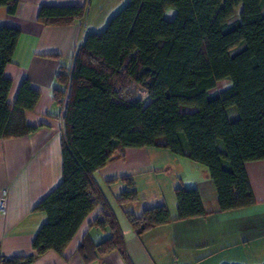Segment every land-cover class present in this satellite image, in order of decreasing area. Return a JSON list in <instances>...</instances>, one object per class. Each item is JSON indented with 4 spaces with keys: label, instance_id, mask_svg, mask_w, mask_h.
Listing matches in <instances>:
<instances>
[{
    "label": "trees",
    "instance_id": "trees-1",
    "mask_svg": "<svg viewBox=\"0 0 264 264\" xmlns=\"http://www.w3.org/2000/svg\"><path fill=\"white\" fill-rule=\"evenodd\" d=\"M17 5L0 0L9 15ZM206 8L212 15L203 25ZM85 13V5H43L36 21L68 26ZM19 36L0 26V139L37 129L25 113L34 110L38 89L24 79L8 102L11 81L4 69ZM55 79L61 85L51 93L61 113L60 182L34 208L46 216L32 241L34 255L6 258V264H31L47 251L61 254L95 208L99 217L92 225L108 232L95 245L97 254L117 251L130 264L120 226L94 180L123 149L164 148L204 167L221 212L255 203L245 164L264 160V0H128L101 32L85 35ZM223 80L227 86L217 89ZM230 107L237 116L228 118ZM123 181L130 189L118 203L136 201L131 181ZM174 196L176 220L205 215L195 188L178 187ZM127 220L138 236L169 223L170 215L160 205Z\"/></svg>",
    "mask_w": 264,
    "mask_h": 264
},
{
    "label": "crops",
    "instance_id": "crops-1",
    "mask_svg": "<svg viewBox=\"0 0 264 264\" xmlns=\"http://www.w3.org/2000/svg\"><path fill=\"white\" fill-rule=\"evenodd\" d=\"M16 13L0 7V26L19 30L12 61L4 69L11 81L8 102L13 103L25 79L40 96L26 122L36 131L29 136L0 139V255L10 259L34 255L32 241L46 221L36 205L60 182V108L52 89L60 88L55 76L69 66L83 42L82 21L68 26H42L36 21L40 6H83L91 0H17ZM56 56L57 58L51 57ZM255 203L221 212L207 170L164 148L123 149L94 173L124 237L130 264H264V160L245 164ZM137 200L119 204L130 188ZM178 187L198 191L203 217L178 221L174 191ZM164 205L170 222L135 235L127 215ZM95 208L82 222L61 254L47 251L31 264H126L117 251L97 254L95 245L108 236L94 227ZM82 244L85 246L82 247ZM83 252V254H82ZM87 260H86V259Z\"/></svg>",
    "mask_w": 264,
    "mask_h": 264
},
{
    "label": "rangeland",
    "instance_id": "rangeland-1",
    "mask_svg": "<svg viewBox=\"0 0 264 264\" xmlns=\"http://www.w3.org/2000/svg\"><path fill=\"white\" fill-rule=\"evenodd\" d=\"M128 0H91V3L87 5L85 16L82 20V27L88 33L101 32L105 27L108 19L115 14L121 7H123ZM200 16V21L205 25L211 15L212 11L206 8ZM211 9V8H210ZM172 10L168 9L166 11V17L171 16ZM228 84L227 80L219 82L216 86L217 89H222ZM237 116L236 109L234 107L228 108L227 116L228 118Z\"/></svg>",
    "mask_w": 264,
    "mask_h": 264
},
{
    "label": "built area",
    "instance_id": "built-area-1",
    "mask_svg": "<svg viewBox=\"0 0 264 264\" xmlns=\"http://www.w3.org/2000/svg\"><path fill=\"white\" fill-rule=\"evenodd\" d=\"M4 201L2 200L0 203V207L3 208ZM0 264H6V258L0 255Z\"/></svg>",
    "mask_w": 264,
    "mask_h": 264
}]
</instances>
